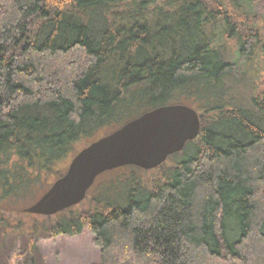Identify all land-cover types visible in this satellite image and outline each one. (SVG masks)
<instances>
[{
	"label": "trees",
	"instance_id": "1",
	"mask_svg": "<svg viewBox=\"0 0 264 264\" xmlns=\"http://www.w3.org/2000/svg\"><path fill=\"white\" fill-rule=\"evenodd\" d=\"M263 21L264 0H0V208L61 177L98 127L189 104L199 137L154 189L101 191L90 213L70 207L45 230L87 227L98 264H264V92L236 105L227 85L264 52Z\"/></svg>",
	"mask_w": 264,
	"mask_h": 264
},
{
	"label": "rangeland",
	"instance_id": "2",
	"mask_svg": "<svg viewBox=\"0 0 264 264\" xmlns=\"http://www.w3.org/2000/svg\"><path fill=\"white\" fill-rule=\"evenodd\" d=\"M261 25L264 28V21ZM230 47L226 54L227 59L235 61L238 58L235 53L237 48H234V44ZM236 68L227 80V85L232 88H229L228 96L234 98L236 105L245 104L249 106L250 99L255 94L264 92V52L256 51L249 61L242 59V62L237 64ZM147 107L134 109L130 115L137 114ZM116 127L106 125L98 127L94 136L84 137L76 143V146H73L72 155H76L79 150L100 137L110 134ZM182 154L183 152H179V155ZM72 155L63 163H58L54 168L64 174L72 160ZM174 156L176 154H172L167 158L166 164L162 169L144 170L134 165L123 166L101 173L96 182H94L93 188H90L88 197L79 203L74 210L75 213H90L94 210V204L96 203L94 198L101 191H106L107 200L109 198L110 201H113L121 199V197L124 200L126 191L130 187L139 189L136 193L140 190L154 189L157 183L163 179V174L168 173L176 165L178 159L172 158ZM134 174L136 175L133 178L132 175ZM50 177H44L42 184L33 186L30 190L32 194L23 198V202H19L20 200L14 201L13 206L16 210L11 212L0 208V212L10 221L7 231L0 225V264H98L100 262L102 257L101 250L94 242L93 232L87 227L80 234L69 233L52 237L45 228L46 226L52 228L56 225L62 215L43 216L23 211V208L39 200L50 188L55 181V176L51 173ZM121 202L124 203L123 201ZM11 207L12 205L9 208L11 209ZM31 237L36 239V246L33 250H30L28 245Z\"/></svg>",
	"mask_w": 264,
	"mask_h": 264
},
{
	"label": "water",
	"instance_id": "3",
	"mask_svg": "<svg viewBox=\"0 0 264 264\" xmlns=\"http://www.w3.org/2000/svg\"><path fill=\"white\" fill-rule=\"evenodd\" d=\"M201 128V113L189 104H167L145 111L79 150L66 172L23 211L53 216L78 206L101 173L134 165L155 169L197 139Z\"/></svg>",
	"mask_w": 264,
	"mask_h": 264
}]
</instances>
